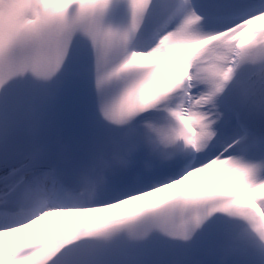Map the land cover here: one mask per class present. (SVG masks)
<instances>
[{"label":"snow or ice","instance_id":"1","mask_svg":"<svg viewBox=\"0 0 264 264\" xmlns=\"http://www.w3.org/2000/svg\"><path fill=\"white\" fill-rule=\"evenodd\" d=\"M0 264H264V0H0Z\"/></svg>","mask_w":264,"mask_h":264}]
</instances>
